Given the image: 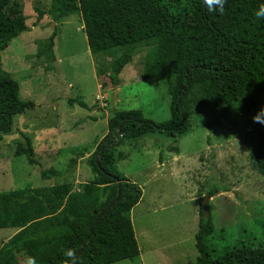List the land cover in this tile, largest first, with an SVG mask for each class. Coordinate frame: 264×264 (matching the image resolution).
Wrapping results in <instances>:
<instances>
[{
    "label": "trees",
    "instance_id": "trees-1",
    "mask_svg": "<svg viewBox=\"0 0 264 264\" xmlns=\"http://www.w3.org/2000/svg\"><path fill=\"white\" fill-rule=\"evenodd\" d=\"M53 1L56 18L79 15L90 53L122 49L110 63L111 85L134 53L146 48L143 78L172 81L170 117L155 123L139 110L114 112L106 121V134L87 156L92 178L81 192L62 183L0 193V229H17L0 248V264H18V253L36 257L37 264H62L68 248L77 250L80 264L138 260L129 214L142 193L117 171L122 155L116 148L154 133L173 138L175 145L188 133L189 106L206 116L207 129L224 126L240 138L256 172L264 177V124L253 121L264 109V20L254 16L264 0H227L223 14L209 12L203 0ZM25 31L18 4L0 0V51ZM194 87L191 105L187 98ZM31 107L30 101L18 99L16 82L0 76V141L11 130L13 117ZM25 145H17L14 154L34 164L29 141ZM167 150L178 154L176 146ZM54 172L49 168L41 177ZM212 234L210 217L203 216L200 207L193 236L197 257L187 264H264V247L240 246L213 255L208 245Z\"/></svg>",
    "mask_w": 264,
    "mask_h": 264
},
{
    "label": "rangeland",
    "instance_id": "rangeland-1",
    "mask_svg": "<svg viewBox=\"0 0 264 264\" xmlns=\"http://www.w3.org/2000/svg\"><path fill=\"white\" fill-rule=\"evenodd\" d=\"M14 1L26 31L0 51V76L15 81L18 99L32 107L13 117L11 130L1 137L0 193L62 183L81 192L92 178L87 156L106 134L107 119L117 111L139 110L152 122L168 120L172 81L143 78L147 49L141 48L111 85L110 63L122 49L90 53L79 15L56 18L53 0ZM196 90L187 98L191 105ZM186 118L188 133L175 145L173 138L154 133L116 148L122 155L117 171L142 193L129 214L139 257L128 264L192 263L203 202L213 225L208 243L213 255L264 247V177L242 140L224 126L207 129L206 116L195 106H189ZM26 140L33 149L31 165L14 154ZM171 146L178 154L167 150ZM49 168L54 175L42 178ZM16 231L0 229V248ZM25 256L15 254L18 264Z\"/></svg>",
    "mask_w": 264,
    "mask_h": 264
},
{
    "label": "clouds",
    "instance_id": "clouds-1",
    "mask_svg": "<svg viewBox=\"0 0 264 264\" xmlns=\"http://www.w3.org/2000/svg\"><path fill=\"white\" fill-rule=\"evenodd\" d=\"M227 0H203V3L209 12L223 14ZM254 16L258 20H264V4H260L255 10ZM255 123L264 124V109L253 117ZM64 260L62 264H80V257L76 249L68 248L63 252ZM22 264H37L34 256H25ZM118 264H128V261H119Z\"/></svg>",
    "mask_w": 264,
    "mask_h": 264
},
{
    "label": "water",
    "instance_id": "water-1",
    "mask_svg": "<svg viewBox=\"0 0 264 264\" xmlns=\"http://www.w3.org/2000/svg\"><path fill=\"white\" fill-rule=\"evenodd\" d=\"M102 150V148H100L99 149V152ZM98 156H99V154H97L96 156H95V158H94V160H95V163L97 164V158H98ZM117 188H118V184H117ZM117 195H118V190H117ZM117 200V196L113 199V201L98 215V217L96 218V220H95V223H96V221L100 218V216H102L113 204H114V202ZM204 205H205V202H203L202 204H201V212H202V214L204 215V213H205V215L204 216H207L208 214H207V212L205 211V208H204ZM94 223V224H95Z\"/></svg>",
    "mask_w": 264,
    "mask_h": 264
}]
</instances>
